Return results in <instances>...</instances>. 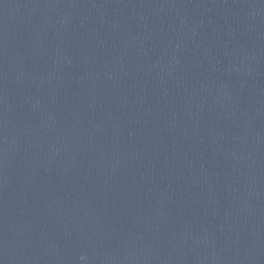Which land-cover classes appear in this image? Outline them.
Instances as JSON below:
<instances>
[{"label":"water","instance_id":"95a60500","mask_svg":"<svg viewBox=\"0 0 264 264\" xmlns=\"http://www.w3.org/2000/svg\"><path fill=\"white\" fill-rule=\"evenodd\" d=\"M0 264H264V0H0Z\"/></svg>","mask_w":264,"mask_h":264},{"label":"clouds","instance_id":"9594fccd","mask_svg":"<svg viewBox=\"0 0 264 264\" xmlns=\"http://www.w3.org/2000/svg\"><path fill=\"white\" fill-rule=\"evenodd\" d=\"M80 259H81V260H83V259H84V257L82 256Z\"/></svg>","mask_w":264,"mask_h":264}]
</instances>
